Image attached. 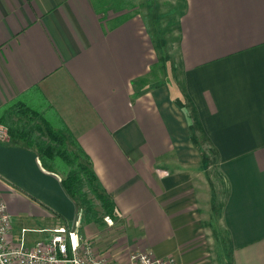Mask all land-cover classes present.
I'll return each instance as SVG.
<instances>
[{"label": "crops", "instance_id": "crops-1", "mask_svg": "<svg viewBox=\"0 0 264 264\" xmlns=\"http://www.w3.org/2000/svg\"><path fill=\"white\" fill-rule=\"evenodd\" d=\"M134 9L0 0V118L16 102L67 129L112 202L118 253L264 264V0H182L174 57ZM0 200L26 246L82 220L18 138L0 141Z\"/></svg>", "mask_w": 264, "mask_h": 264}, {"label": "trees", "instance_id": "trees-1", "mask_svg": "<svg viewBox=\"0 0 264 264\" xmlns=\"http://www.w3.org/2000/svg\"><path fill=\"white\" fill-rule=\"evenodd\" d=\"M5 108L0 124L6 127L9 138H18L35 152L42 168L57 177L65 194L82 210L83 219L97 221L94 199L102 213L112 216V202L96 189L88 158L51 112L40 114L16 102Z\"/></svg>", "mask_w": 264, "mask_h": 264}, {"label": "built area", "instance_id": "built-area-1", "mask_svg": "<svg viewBox=\"0 0 264 264\" xmlns=\"http://www.w3.org/2000/svg\"><path fill=\"white\" fill-rule=\"evenodd\" d=\"M8 139L0 124V141ZM104 221L110 225L109 216ZM10 218L5 204L0 200V264H111L104 258L93 255L91 248L78 234L76 221L72 226H55L44 229L47 236L26 246L21 229L18 242L10 239ZM124 264H176L172 257H156L151 251L130 254Z\"/></svg>", "mask_w": 264, "mask_h": 264}, {"label": "rangeland", "instance_id": "rangeland-1", "mask_svg": "<svg viewBox=\"0 0 264 264\" xmlns=\"http://www.w3.org/2000/svg\"><path fill=\"white\" fill-rule=\"evenodd\" d=\"M130 1L131 3H133V6H135L134 10H136L140 15L143 16V19L145 20L144 22L147 27V31L150 34L152 41L155 42V44L161 42L160 47L162 48L163 55L164 53H167L171 57H174L176 55L175 41H176L177 17L182 7V0H130ZM158 50L161 51L160 49ZM165 71L167 72V69H165ZM50 122H52V118H50ZM3 127L5 128L6 135L9 138L6 131V127L5 126ZM68 148H70V146H68ZM210 162L213 163V161ZM210 170L213 171L212 166L209 167V171ZM94 205H95V210L98 213L97 221L90 222L88 226L84 225V221H82L83 220L82 210L81 209L79 210L80 211L79 218L81 217L82 220H80V223L79 221H76V225L78 227L80 225V227L86 228V231L88 232L86 239L83 240H85V242L88 244L90 248H91L90 242H93L91 244L94 245V242L97 241L98 250L99 249L102 250L101 252L102 254L106 252V256L104 255L105 257H103L105 260H110L111 263L125 262V259L126 258L128 259L130 254H133L138 251H133V252L130 251L128 255H123L122 251H119L120 253H118L117 250L116 251L114 250V248L115 249L117 248V246L115 245L117 241L115 240L114 237H112L113 218L112 216L101 212L99 204L95 199H94ZM105 215L109 216V218L111 219L112 223L110 225H107L106 222L104 221ZM19 222L20 221L18 220L16 221V223H13L14 228L12 232L15 237V239H13L15 242L17 240V237H20L21 235L20 229L22 227L30 228V226L25 222H21L20 224ZM28 222L38 226V224L34 221L28 220ZM23 235H27L26 232ZM17 241H19V239ZM94 246L96 247V244Z\"/></svg>", "mask_w": 264, "mask_h": 264}]
</instances>
